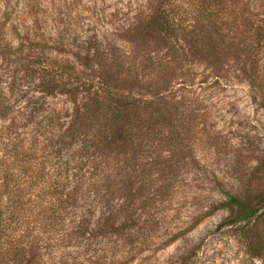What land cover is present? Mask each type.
Instances as JSON below:
<instances>
[{
	"label": "rangeland",
	"instance_id": "obj_1",
	"mask_svg": "<svg viewBox=\"0 0 264 264\" xmlns=\"http://www.w3.org/2000/svg\"><path fill=\"white\" fill-rule=\"evenodd\" d=\"M162 1L171 5L182 27L195 28L194 39L211 36L216 24L217 34L207 41V61L189 53L187 61L193 62H176L167 46L149 39L148 52L135 53L134 42L127 38L129 29L146 21L159 0H26L37 35L33 40L45 44L42 48L54 63L66 60L64 53L54 50L56 28L71 33L76 44L88 39L101 43L111 59H132L122 70L132 67L141 77L151 73L152 88L168 89L167 101L174 106L171 124L176 126L155 136L138 160L130 155L120 158L119 186L130 191L143 188L133 213L138 227L103 240L97 237L87 250L38 246L43 254L39 264H264V103L260 89L252 93L242 74L243 58L238 60L231 50L238 43L247 45L250 31L244 21L250 14L264 21V0ZM21 3L11 0V7L17 9ZM28 25L26 21L24 27ZM10 27V21H0L1 32ZM0 41L3 50L5 41L17 45L14 36L9 40L2 34ZM149 52L160 67L143 64ZM256 61L264 92V45ZM27 86L32 87L29 80ZM45 102L63 123L70 120L73 107L66 98L48 97ZM8 118L0 119V126L10 125ZM107 171L114 173V167ZM222 191L258 207V225L249 232L263 241L259 258L246 249L245 231L228 222L234 210ZM101 217L97 211L94 222L101 223Z\"/></svg>",
	"mask_w": 264,
	"mask_h": 264
},
{
	"label": "trees",
	"instance_id": "obj_2",
	"mask_svg": "<svg viewBox=\"0 0 264 264\" xmlns=\"http://www.w3.org/2000/svg\"><path fill=\"white\" fill-rule=\"evenodd\" d=\"M20 2L14 9L11 0H0V21L11 22L0 35L17 40L15 47L5 41L0 49V119L10 121L0 126V264H39L43 254L38 246L87 250L97 237L132 232L139 224L133 218L136 199L144 193L141 186L135 191L119 186L120 158L138 160L155 136L176 128L171 124L174 106L166 98L169 91L152 88L151 73L141 77L132 67L122 70L132 59H111L101 43L88 39L76 44L71 33L59 28L53 31V46L66 60L54 63L42 48L45 44L33 40L37 35L31 14L26 0ZM257 16L252 13L244 21L250 31L247 45L238 43L231 50L238 60L243 58L242 74L252 93L260 89L263 104L256 56L264 45V21ZM215 25L211 36L194 39L195 28L182 27L171 5L159 0L146 21L129 29L127 38L138 54L148 52L149 39L167 46L176 62H188L189 53L205 62L210 55L207 41L218 32ZM150 54L143 64L156 68L157 57ZM57 96L73 107L66 124L46 107L45 99ZM40 114L46 116L38 120ZM222 194L234 210L228 222L245 231L246 249L259 258L263 241L249 232L258 225V207L227 191ZM97 211L101 223L94 222Z\"/></svg>",
	"mask_w": 264,
	"mask_h": 264
}]
</instances>
